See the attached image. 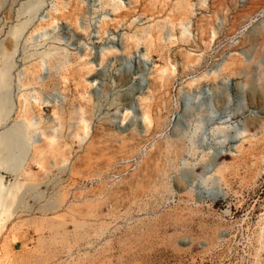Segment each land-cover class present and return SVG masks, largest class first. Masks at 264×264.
Masks as SVG:
<instances>
[{"label": "rangeland", "instance_id": "obj_1", "mask_svg": "<svg viewBox=\"0 0 264 264\" xmlns=\"http://www.w3.org/2000/svg\"><path fill=\"white\" fill-rule=\"evenodd\" d=\"M14 134L0 264H264V0H0Z\"/></svg>", "mask_w": 264, "mask_h": 264}, {"label": "bare ground", "instance_id": "obj_2", "mask_svg": "<svg viewBox=\"0 0 264 264\" xmlns=\"http://www.w3.org/2000/svg\"><path fill=\"white\" fill-rule=\"evenodd\" d=\"M224 69V67H222V70ZM205 75H209V74H204V77H205ZM203 78V75L201 76V77H197V76H192L191 77V80L188 82L189 84H194V83H196L197 81H200L201 79ZM10 112V111H9ZM10 114V113H9ZM147 117L148 116H146L145 115V118L147 119ZM8 131L9 130H7V132L6 133H8ZM3 134L5 133V132H2ZM1 135V136H3L4 137V135ZM15 135V134H14ZM42 135H44V133L42 134ZM0 136V137H1ZM20 136V135H19ZM3 137H1V138H3ZM6 137V136H5ZM44 138H46L45 140L47 141V140H49V141H52L53 140V138H54V136H44ZM44 140V141H45ZM0 141H1V139H0ZM0 149H2V151H7V153H9V155L11 156V158H8V154L6 155V153H5V155H6V157L8 158V160H11V159H13L14 157L17 159V157H18V160H20V159H22V160H24L25 158H26V156L31 152V147H32V142L30 143L29 141H27L26 139H23L22 137H18V136H8V138H6L5 140H4V142H3V140L0 142ZM40 147V149L39 150H34L33 152H32V155H33V160H36V158H37V156L39 155V154H41L43 151H44V146L43 145H41V146H39ZM1 153V152H0ZM3 154H4V152H2ZM1 155V154H0ZM9 156V157H10ZM38 159V158H37ZM1 160L2 161H4V162H6V161H8L7 159H5V157H4V160H3V157L1 158ZM6 160V161H5ZM28 174H29V172H28Z\"/></svg>", "mask_w": 264, "mask_h": 264}]
</instances>
